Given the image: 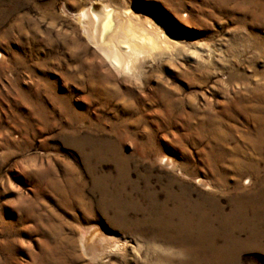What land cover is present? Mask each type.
Here are the masks:
<instances>
[{"label": "rangeland", "instance_id": "374dc122", "mask_svg": "<svg viewBox=\"0 0 264 264\" xmlns=\"http://www.w3.org/2000/svg\"><path fill=\"white\" fill-rule=\"evenodd\" d=\"M0 264H264V0H0Z\"/></svg>", "mask_w": 264, "mask_h": 264}, {"label": "bare ground", "instance_id": "6f19581e", "mask_svg": "<svg viewBox=\"0 0 264 264\" xmlns=\"http://www.w3.org/2000/svg\"><path fill=\"white\" fill-rule=\"evenodd\" d=\"M80 12L84 36L119 72L131 71L141 54L153 53L163 43L155 32L137 26L132 18L120 16L107 6L99 12L91 8ZM88 242L89 237L84 236L83 246Z\"/></svg>", "mask_w": 264, "mask_h": 264}]
</instances>
